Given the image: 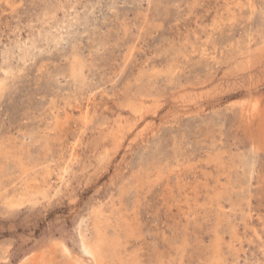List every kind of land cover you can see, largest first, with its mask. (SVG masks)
<instances>
[{
  "label": "rangeland",
  "instance_id": "obj_1",
  "mask_svg": "<svg viewBox=\"0 0 264 264\" xmlns=\"http://www.w3.org/2000/svg\"><path fill=\"white\" fill-rule=\"evenodd\" d=\"M99 237L264 264V0H0V264Z\"/></svg>",
  "mask_w": 264,
  "mask_h": 264
},
{
  "label": "bare ground",
  "instance_id": "obj_2",
  "mask_svg": "<svg viewBox=\"0 0 264 264\" xmlns=\"http://www.w3.org/2000/svg\"><path fill=\"white\" fill-rule=\"evenodd\" d=\"M76 69V68H75ZM72 70V69H71ZM73 70H74V68H73ZM72 70V71H73ZM76 72V71H75ZM74 72V73H75ZM80 73V72H79ZM75 75V74H74ZM79 76V75H78ZM78 76H76V77H78ZM86 114V113H85ZM116 227V226H115ZM118 228V227H117ZM124 230V229H123ZM96 232V231H95ZM118 234V233H117ZM94 237H95V234H94ZM98 237V236H97ZM100 237H101V234H100ZM95 238L94 240H90V239H86V238H82V241H81V252H83L82 254H84V255H86V256H88V257H90V258H92V259H94L95 261H96V263L98 262L99 264H101L102 263V252H101V249L102 248H100V244L103 242V239H101V238H103V237H101V238ZM125 239V238H124ZM127 239V238H126ZM120 243V242H119ZM118 243V244H119ZM116 245V244H115ZM124 246V245H123ZM110 250V249H109ZM210 252H212V251H210ZM122 254V253H121ZM131 257V256H130ZM129 257V258H130ZM77 258V257H76ZM78 259V258H77ZM131 259V258H130ZM208 259V258H207ZM117 260V259H116ZM119 260V259H118ZM132 260V259H131ZM211 260H213V258L211 259ZM122 261H123V259H122ZM129 261V260H128ZM127 261V262H128ZM118 262V261H117ZM160 262V261H159ZM209 262V261H208ZM68 263H70V262H68ZM95 263V262H94ZM211 263V262H210ZM206 264H208V263H206Z\"/></svg>",
  "mask_w": 264,
  "mask_h": 264
}]
</instances>
